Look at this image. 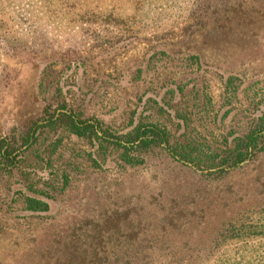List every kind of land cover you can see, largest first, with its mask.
Segmentation results:
<instances>
[{
	"label": "rangeland",
	"instance_id": "374dc122",
	"mask_svg": "<svg viewBox=\"0 0 264 264\" xmlns=\"http://www.w3.org/2000/svg\"><path fill=\"white\" fill-rule=\"evenodd\" d=\"M228 75L264 93V0H0V137L38 117L54 86L122 128L152 90L181 80L210 92L213 134L225 135L244 118L219 100ZM60 150L34 176L56 188L48 211L20 210L22 186L0 180V264H137L144 254L159 264L167 253L169 264H194L232 225L264 217V154L214 177L157 150L132 168L112 154L96 162L73 137Z\"/></svg>",
	"mask_w": 264,
	"mask_h": 264
},
{
	"label": "trees",
	"instance_id": "16d2710c",
	"mask_svg": "<svg viewBox=\"0 0 264 264\" xmlns=\"http://www.w3.org/2000/svg\"><path fill=\"white\" fill-rule=\"evenodd\" d=\"M78 1L68 0L73 7ZM242 82L238 76L228 75L219 100L222 107L229 106V111L244 115L240 119L243 122L237 130L230 127L227 134L217 136L211 128L216 116L212 113L215 103L210 92L205 88L184 90L187 83L182 84V80L176 85L171 83L162 96L161 87L152 90L139 117L122 128H113L85 115V108L75 106L73 99L63 95L60 86L49 88L46 91L51 96L41 114L19 131L0 137V180L15 177L22 186L18 197L20 210L36 214L48 211L45 198L52 199L56 188L34 176L51 167L56 156L55 161H59L63 139L72 137L94 148L96 162L112 154L120 166L132 168L143 164L147 153L157 150L205 175L222 176L264 154V93L254 89L255 83L244 89ZM240 94L244 95L247 106L237 107ZM176 96L178 101L172 105ZM171 109L174 122L169 115ZM176 129L180 131L177 133ZM84 154L83 149L73 148L70 156L77 159ZM68 161L78 167L74 161ZM60 179L62 185L68 182L66 174ZM255 223L238 228L232 225L217 241L220 245L237 240L241 242L239 248L223 252L216 242L206 258L198 256L194 264H204L206 259V264H264V217ZM169 255L159 257L162 259L159 264H169ZM152 258L153 255L144 254L137 264H153Z\"/></svg>",
	"mask_w": 264,
	"mask_h": 264
}]
</instances>
